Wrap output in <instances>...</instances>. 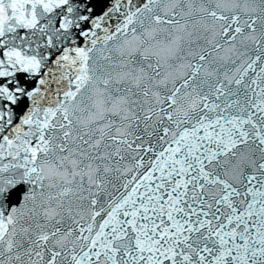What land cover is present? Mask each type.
Instances as JSON below:
<instances>
[{"label":"snow or ice","instance_id":"1","mask_svg":"<svg viewBox=\"0 0 264 264\" xmlns=\"http://www.w3.org/2000/svg\"><path fill=\"white\" fill-rule=\"evenodd\" d=\"M0 264H264V0H0Z\"/></svg>","mask_w":264,"mask_h":264}]
</instances>
